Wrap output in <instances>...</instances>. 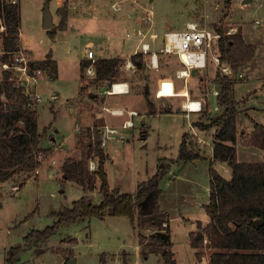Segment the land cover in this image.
<instances>
[{
    "label": "rangeland",
    "instance_id": "1",
    "mask_svg": "<svg viewBox=\"0 0 264 264\" xmlns=\"http://www.w3.org/2000/svg\"><path fill=\"white\" fill-rule=\"evenodd\" d=\"M65 1L74 11H69L67 28L58 29L52 36L43 25L45 5L48 2L53 23L57 26L60 22L58 6ZM113 3H117V8ZM18 4L21 8L20 44L30 50L36 61L52 53L59 68L57 77L44 72L37 86L43 97L36 107L39 129L47 127V135L41 144L49 147L38 167L39 175L33 171L0 182V264H7L8 251L17 246H21V252L16 264H67L71 257L76 259V264H164L161 251L152 245L143 246L140 236L167 228L173 237L169 249L174 252L177 264H209L214 248L204 235V228L210 221L206 205L210 195V163L216 128L204 131L196 123L208 121L209 115L221 114L223 108L215 110L218 100L213 94L209 97L210 105L202 113L187 115L182 111V102L187 89L193 97L206 92V86H211L207 79L210 76L215 79L216 67L209 64L207 69L193 70L194 76L186 88L185 81L176 75L182 63L169 54L161 55L159 69L150 68L146 63L142 68L120 69L116 79L127 81L130 91L115 93L112 99L117 102L114 100L113 103H126L140 114L134 117L135 127L129 131L121 130L103 147L108 154L105 167L109 185L112 189L118 188L120 193L134 195L141 182L162 172V164L170 165V171L160 181L159 196L143 208L138 207L134 223L121 215L82 218L76 223H64L57 234L46 240L35 235L28 242L25 237L34 229L44 230L53 224L54 211L64 210L83 195H89L95 203L101 200L100 180L96 184L98 191L88 194L84 186L64 179L61 169L66 158L80 159L87 153L93 140L92 130L88 131L90 126L97 127V123L106 122L101 114L95 124L92 114L87 111L79 114V62L90 42L94 43L96 57L126 59L131 56L139 43L138 37L124 38L140 25V16L148 8L154 10L151 34L156 39L151 40L156 50L164 46L167 31L184 30L190 21L214 29L223 26L225 32L234 29L233 34L241 29L246 41L256 46L255 58L238 70L234 69L235 75L243 74L234 86V98L240 111L235 146L239 161H264V149L254 146L248 149L250 146L243 143L254 131L253 122H264V0L245 3L231 0V4L226 0H61L60 4L58 0H18ZM2 49L0 34V62ZM84 74L90 81L94 79L87 69ZM100 96L96 100L99 104L106 99ZM116 118L118 129L125 119ZM101 129L104 131V127ZM147 134L149 136L144 140ZM182 142L203 157L187 163L180 161ZM98 158L90 159V168L98 166ZM213 164L221 175L232 176L233 169L226 161L213 160ZM14 185L21 186V190ZM154 207L159 209V214L168 215L163 226L153 220L154 215L140 213ZM196 232L199 238L205 236L203 247L191 245V234ZM71 249L74 255L68 257ZM199 254H202L201 258Z\"/></svg>",
    "mask_w": 264,
    "mask_h": 264
},
{
    "label": "trees",
    "instance_id": "2",
    "mask_svg": "<svg viewBox=\"0 0 264 264\" xmlns=\"http://www.w3.org/2000/svg\"><path fill=\"white\" fill-rule=\"evenodd\" d=\"M231 4V0H226ZM70 8L67 2L58 8L61 16L58 26L49 30L55 36L58 29L67 28V18ZM0 16L4 19L7 31L3 34L2 61H11L12 52L21 47L19 41L21 8L18 3L10 0H0ZM225 32L223 26L216 28ZM219 54L224 62L232 64L235 70L255 58L256 46L248 43L243 37L241 29L236 34L222 37L219 41ZM51 53L47 59L34 61L33 67L48 71L51 74L57 73V62L51 60ZM138 68L145 66L141 54L132 56ZM92 61L83 65L84 69ZM124 59L116 56L113 58H97L94 63V82L102 84L109 81L114 82L120 73V67ZM12 71H6L4 78L0 81V182L8 181L15 175L31 173L39 167L40 154L47 152L49 147L42 148L40 143L47 135V127L39 129V115L37 108L28 106L27 99L23 96L22 89L11 80ZM218 77L220 75L218 74ZM228 76H222L223 85L221 96L218 98L222 113L201 120L196 126L201 130L216 128L215 147L213 160L218 162L226 161L232 167V176L226 178L214 167L213 160L210 167V195L206 205V213L210 221L204 228V235L209 239L210 246L214 248L211 253L209 264H264V223L257 227L256 219H264V161L251 162L239 161L238 150L235 143L238 140L237 116L239 104L234 98L233 83L228 81ZM84 86L81 88L85 90ZM152 105V103H151ZM154 110V108H153ZM156 111V110H155ZM169 113V111H165ZM254 123V131L246 136L243 143L264 149V122ZM95 127V134L92 135L88 151L77 159L70 156L61 165L63 178L69 179L85 189L95 191L100 180V192L102 199L95 203L89 195H83L80 199L74 200L71 206L64 210L54 211L56 218L53 224L48 225L44 230H32L25 240L29 242L35 235L48 239L57 234L64 223H76L82 218H105L107 215L127 216L133 223L136 221L138 207L143 208L148 201L159 196L161 191L160 181L170 171V165L162 164V172L156 173L151 179L139 184L137 192L120 193V190L112 189L108 182V173L105 167L108 154L101 146V131ZM228 142H231L229 144ZM179 160L187 163L203 156L199 152L191 151L185 142L181 143ZM99 157L96 170H91L89 162L92 157ZM37 174V173H36ZM157 207L152 210L141 211V214L154 215L153 220L161 226L167 221L168 215L158 213ZM169 221V220H168ZM196 233L191 234V245L203 247L205 236L199 238ZM143 246H155L161 251L164 264H177V259L169 248L172 246L173 237L170 229H160L154 233L140 236ZM21 252V246L12 247L7 253V264H16L17 256ZM59 252H63L59 250ZM74 255L71 249L68 257ZM202 254H199V258Z\"/></svg>",
    "mask_w": 264,
    "mask_h": 264
},
{
    "label": "built area",
    "instance_id": "3",
    "mask_svg": "<svg viewBox=\"0 0 264 264\" xmlns=\"http://www.w3.org/2000/svg\"><path fill=\"white\" fill-rule=\"evenodd\" d=\"M10 1L13 3H18V0ZM116 4L117 3H113L112 5L117 8ZM153 17L154 10L152 8L146 9L140 16V25L132 32L127 33L125 37L126 39H135V36H137L139 43L137 44V47L131 56L126 58L120 69L137 68V64L135 63L134 59H132L134 54H141L148 67L154 69L160 68L162 54L173 55L179 62L182 63V67L176 70V75L185 81L187 88L189 80L194 76L193 70L207 69L209 64H214L216 67L214 70V73L216 74L215 79H213L214 77L211 76L207 79L211 86H206V92L203 95L193 97L189 92V89H187L186 98L182 102V111H184L187 115H191V113L204 112V109L207 108V105H210L209 97L211 94L217 97L218 100L219 96L222 94V76L224 77V75H227L229 78L227 80L234 82H236V79L243 77L241 72H239V75H235V71L231 63L224 62L219 54L220 39L226 35L233 34L234 29L223 33L199 22L190 21L187 23V26L184 30L167 31L164 36V46L161 47L160 50H156L154 49V45L152 44L151 40L156 39V36L151 34L152 29L154 28ZM7 29L8 28L4 22V19L0 16V34L2 36V40L3 34L7 31ZM19 36V41H21V30ZM1 53L2 55L4 54L3 49L1 50ZM87 57L92 61V65H94L97 57L92 46L88 47ZM34 61L35 60L32 58L31 52L26 47L21 45L19 49L12 52L11 61L0 62V81L3 80L4 74L7 70L12 71V76L9 78L11 80H15L16 84L21 87L23 96L27 99L28 106H31L32 108H36L42 101L43 97H41L40 93L38 92L37 86L39 80L42 78L45 72L43 69L34 68ZM87 71L93 75L95 74L94 69L88 68ZM218 74L220 77H218ZM116 85L121 86V89H119L117 93H129L130 86L128 82L124 80L119 81L116 79L110 84V88L108 90L109 94H113ZM220 108L222 107L218 102L217 106H215V110H220ZM124 112L128 113L131 117L138 114V112L134 109L124 110V108H115L111 110V113L114 115H123L125 114ZM126 125L133 127L134 120L130 118L126 122ZM101 127H104V131L101 129ZM101 127L99 128V131L102 133L100 141L101 146L105 147L108 143V140L117 136L116 134H118V129L116 127H109L108 125ZM90 129L95 133L94 126H90ZM44 156L45 153L40 154L39 158L41 162ZM95 169V166L91 167V170ZM36 173H40L38 168Z\"/></svg>",
    "mask_w": 264,
    "mask_h": 264
},
{
    "label": "crops",
    "instance_id": "4",
    "mask_svg": "<svg viewBox=\"0 0 264 264\" xmlns=\"http://www.w3.org/2000/svg\"><path fill=\"white\" fill-rule=\"evenodd\" d=\"M60 1L61 0H58V3L60 4ZM244 1V0H243ZM245 3V2H244ZM60 6V5H59ZM58 6V7H59ZM70 11L71 12H73L74 11V9H72V8H70ZM60 19H61V16H60ZM21 24V23H20ZM58 26V25H57ZM55 27V26H54ZM50 29H48V31H49ZM124 40H129V39H126V38H124ZM88 46H92V47H94V43L93 42H90L89 44H88ZM105 47L104 46H102V49H104ZM87 50H88V48H87ZM94 50V49H93ZM30 51V50H29ZM48 54H50V52L48 53ZM48 54H47V56H48ZM51 55H52V53H51ZM95 55H96V53H95ZM47 56H46V58H44V59H47ZM102 56H99L98 55V57L97 58H101ZM104 58H113V57H116V56H103ZM102 57V58H103ZM119 57V56H118ZM121 58V57H120ZM44 59H41V60H44ZM123 59V58H122ZM51 60H53V61H56L57 62V72H58V68H59V62L53 57V55H52V57H51ZM126 59H124V61H125ZM2 61V60H1ZM36 61V60H35ZM88 61H91L88 57H87V51H86V53H85V55L80 59V62H79V78L81 79V86H80V90H79V96H81V98L79 99L78 98V102H79V106L78 107H80L81 109L79 110V114L81 113V112H83V111H87L89 114H92L93 115V122H94V124L95 123H97V122H99V115L101 114L102 115V117L103 118H105V120H106V122L105 123H102V124H96V125H98V126H105V125H108L109 127H119V126H117V125H119V124H116V120L118 119V118H116V117H121V118H124L125 120H124V122L122 123V129L121 128H118V133H120V132H124V130H126V131H129L130 129H132L133 127H135V122H134V126L133 127H129V126H127L126 125V122L131 118L132 120H134V117L135 116H138L140 113L138 112V110L135 108V107H130L128 104H122V103H113V101L115 100H113L112 98H113V96H114V94H109L108 93V90H109V88H110V82L109 81H105V82H103L102 84H97V83H95L94 82V79L92 80V81H90L88 78H86L84 75V71H83V65L86 63V62H88ZM95 66L94 65H92V63L89 65V66H87L85 69H88V68H91V69H94L95 70V68H94ZM84 69V70H85ZM45 72H48V71H45ZM87 73L90 75V76H94L92 73H89L88 71H87ZM53 77H57V73L56 74H53ZM235 83L236 82H234L233 83V92H234V90H235ZM84 86V88H86L85 90H82L81 91V88ZM97 89L96 91H95V89ZM263 90V89H262ZM106 93V94H105ZM235 93V92H234ZM101 95V96H100ZM107 95H109V97L107 96ZM102 97V98H106L105 100H104V102L103 103H101V104H99V102H96V100L98 99L97 97ZM110 101V105L108 104V102ZM116 101V100H115ZM117 102V101H116ZM113 103V104H112ZM76 104V103H75ZM94 104H97L96 106L94 105ZM115 108H124V110H135L136 109V111L138 112V114H136V115H133V117H131L128 113H126V112H124L125 114H123V115H120V114H112L111 113V110H113V109H115ZM110 115H111V117H110ZM116 116V117H115ZM238 119H239V116H238ZM110 120V121H109ZM93 124V123H92ZM91 124V125H92ZM122 130V131H121ZM124 135V134H123ZM123 135H121V136H123ZM148 136H149V134H147V135H145L144 137V140H147V138H148ZM124 137V136H123ZM124 141V140H123ZM40 145H41V147L42 148H44L45 146H43L41 143H40ZM248 149L250 148L251 149V146L250 147H247ZM240 159V158H239ZM241 161V160H240ZM242 161H244V160H242ZM241 161V162H242ZM252 162H254V161H252ZM37 176L39 175V174H36ZM14 186H17L18 188H19V190H21V186L19 187V185H14ZM98 186V185H97ZM99 187V186H98ZM99 189V188H98ZM98 189H96L94 192H97L98 191ZM18 190V191H19ZM100 190V189H99ZM86 191L88 192V194H90L91 193V191H89V190H87L86 189ZM90 192V193H89ZM95 195V194H94ZM102 199V198H101ZM66 263H67V261H66Z\"/></svg>",
    "mask_w": 264,
    "mask_h": 264
},
{
    "label": "water",
    "instance_id": "5",
    "mask_svg": "<svg viewBox=\"0 0 264 264\" xmlns=\"http://www.w3.org/2000/svg\"><path fill=\"white\" fill-rule=\"evenodd\" d=\"M249 0H244L243 2H247ZM45 13H44V21H43V25L46 29H51L53 28L55 25L53 23L52 20V12L50 10V7H48V2L45 5ZM148 90V89H147ZM264 223V219H256L255 220V225L257 227H259L260 225H262ZM198 235H200V233H198ZM67 264H76V259L71 257L68 261Z\"/></svg>",
    "mask_w": 264,
    "mask_h": 264
},
{
    "label": "bare ground",
    "instance_id": "6",
    "mask_svg": "<svg viewBox=\"0 0 264 264\" xmlns=\"http://www.w3.org/2000/svg\"><path fill=\"white\" fill-rule=\"evenodd\" d=\"M119 89H121V86L116 85V86H115V89H114V91H113V94H114V93H117V92L119 91ZM118 94H120V93H118Z\"/></svg>",
    "mask_w": 264,
    "mask_h": 264
}]
</instances>
